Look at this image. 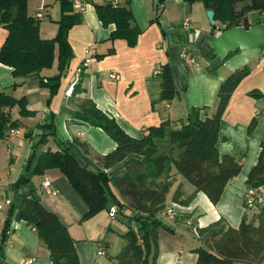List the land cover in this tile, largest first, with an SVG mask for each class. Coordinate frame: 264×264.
I'll use <instances>...</instances> for the list:
<instances>
[{"label":"crops","instance_id":"crops-1","mask_svg":"<svg viewBox=\"0 0 264 264\" xmlns=\"http://www.w3.org/2000/svg\"><path fill=\"white\" fill-rule=\"evenodd\" d=\"M66 1L71 3V0ZM70 3L75 16L67 35L72 58L60 78L58 93L49 104V91L39 87V76L57 74L56 60L51 69L26 79L13 78L12 69L0 63V92L17 100L24 98L26 109L34 113L31 117H21L17 106L2 109L11 121L19 124V135L11 146L0 138V201L3 204L0 210V264H25L29 259L33 260L31 264H52L49 252L35 229L24 221L12 218L9 229L2 236L11 202L19 193L27 191H33L43 207L66 226L74 241L79 264H114L108 242L104 239L105 233L112 229L111 223L117 219V215L111 213L114 207L80 222L86 206L61 172L50 169L42 175H33V152L35 157L48 150L55 152L58 150L57 140L69 146L93 171L101 170L95 157L116 148V143L104 131L75 119L80 100L91 99L97 109L115 118L126 135L140 139L146 128L167 120L178 127L193 108L202 109V118L211 117L218 105L220 83L234 70L248 66L250 73L233 90L222 115L221 140L217 144L221 155L235 156L241 165L239 174L228 181L220 200L212 204L205 194L195 193V189L173 170L174 182L168 196L157 207V217L165 228L160 227L157 232L158 255L155 263L197 264V250L204 246L208 236L228 227L236 229L244 217L250 219L256 214L243 210L241 195L253 185L248 183L247 177L257 165L260 144L264 140V12H249L247 27L221 30L219 22H215V29L212 28L206 17L208 10L200 1L84 0L81 12L74 11ZM108 3L130 9L131 27L139 29L134 46H129L125 39L110 40L109 35L115 30V25L103 26L94 10L95 4ZM41 4L42 9L28 11V15H41L38 18L40 22L44 18L51 19V25L39 30L41 39H51L58 30L61 5L58 0H40ZM186 20L189 22L187 27L184 26ZM6 36L5 30L0 47ZM88 47L93 54L89 63L84 65V50ZM183 50L194 60L192 67H188L183 60ZM165 64L170 67L176 95L171 100L160 101L158 77ZM77 70H80V88L84 93L68 97L65 91L76 84ZM111 74L117 78H112ZM252 91L258 92L260 97L250 96ZM51 115L56 141L48 137L47 142L32 153L31 150H14V144L23 145L21 135L37 144L40 135L36 132L41 130L43 134L44 128L40 127L51 121ZM253 119L256 126L249 131ZM123 164L117 163L105 171L115 174L121 171ZM21 176L29 181L13 189L12 185ZM44 181L50 183L49 187H43ZM178 186L181 187L184 204L175 203L172 199ZM178 207L185 213L171 218L164 215L171 208L180 210ZM117 226L123 228L118 233L121 236L126 227L121 223ZM199 230H205L203 235L197 234Z\"/></svg>","mask_w":264,"mask_h":264},{"label":"trees","instance_id":"trees-1","mask_svg":"<svg viewBox=\"0 0 264 264\" xmlns=\"http://www.w3.org/2000/svg\"><path fill=\"white\" fill-rule=\"evenodd\" d=\"M61 16L57 21L56 36L41 39L40 21L27 13V0H0V26L7 36L0 47V63L12 69L13 78L26 79L39 76L43 70L51 69L57 62V74L51 77L39 76V87L47 89L50 99L58 93L60 78L72 58L67 35L74 24L75 16L68 1L58 0ZM200 1L206 10L213 12L215 22L221 30L231 27L248 26L249 12H264V0H188ZM71 4V3H70ZM98 20L103 26L115 25L110 40L125 39L134 46L139 34L138 28L131 27L130 9L116 4L94 5ZM233 52L225 56V60ZM248 66L234 70L220 83L217 93L218 105L211 117L202 118V109L188 111L185 120L176 127L169 120L154 127L146 128L140 139L126 135L115 118L97 109L91 99L85 98L77 104L75 119L94 128L101 129L116 143L114 151L95 157L100 171H93L84 164L75 152L56 139L53 116L44 128L37 145L52 137L58 150L40 153L35 160L33 175L39 176L46 170L58 169L67 179L71 188L82 198L86 212L80 222L103 212L123 218L126 231L121 235L125 244L112 259L114 264H156L158 255L157 232L164 227L159 220L158 209L173 184V170L184 178L195 193L205 194L210 203L216 204L229 180L236 177L241 165L234 155L220 154L217 149L220 123L233 90L250 73ZM209 74L214 72L208 70ZM160 101L171 100L175 95L170 67L165 64L159 73ZM79 82L74 84L72 94H82ZM250 96L259 98L256 91ZM19 107L21 117L34 115L26 109L25 99H14L0 92V138L5 139L8 129H17V121H11L2 110ZM256 126L250 122L248 130ZM47 129V131L45 130ZM49 130V131H48ZM124 162L121 171L107 174L105 170ZM257 165L248 174L249 184L264 182V140L260 144ZM29 180L22 177L12 185L17 189ZM173 201L184 204L181 187L173 192ZM24 221L33 227L39 240L46 246L52 264H79L74 241L60 219L40 203L33 191L19 193L11 202L5 220L2 236L9 229L11 219ZM165 228V227H164ZM167 228V227H166ZM199 230L197 234L203 235ZM264 260V214L256 213L250 219L245 217L234 229L225 228L212 233L197 250V264H261Z\"/></svg>","mask_w":264,"mask_h":264},{"label":"built area","instance_id":"built-area-1","mask_svg":"<svg viewBox=\"0 0 264 264\" xmlns=\"http://www.w3.org/2000/svg\"><path fill=\"white\" fill-rule=\"evenodd\" d=\"M72 3V7L74 11L77 12H81L83 11L84 8V0H71ZM34 17L36 19L40 18L41 15L39 14H35ZM189 24L188 20H186L184 22V26L187 27ZM86 53V58L84 60V65H87L92 57V50L91 48H86L85 50ZM262 52H264V45L262 46ZM181 56L183 58V60H185L186 64L188 67H192L194 60L192 58H190L186 51H182ZM78 73H80V70L76 71L75 74V83L79 80L78 78ZM112 78H117V76H115L114 74L110 75ZM74 85H71L70 87H68V89L65 91V95L66 96H71L72 94V89H73ZM19 135V131L17 129H8L6 134H5V142L7 143V145L11 146L14 142V139L16 138V136ZM49 182L48 181H44L43 183V187L47 188L49 187ZM241 200H242V205H243V210L244 211H248V212H255V213H260L262 212L264 214V182L261 184H256V185H252L251 187L247 188L244 193L241 195ZM2 202L0 201V210L2 209ZM180 210L176 209V208H171L170 210L165 211L164 215L167 217H174L176 214H184L185 211H183L182 208L178 207ZM115 212V211H113ZM32 259H29L25 262V264H31L32 263Z\"/></svg>","mask_w":264,"mask_h":264},{"label":"rangeland","instance_id":"rangeland-1","mask_svg":"<svg viewBox=\"0 0 264 264\" xmlns=\"http://www.w3.org/2000/svg\"><path fill=\"white\" fill-rule=\"evenodd\" d=\"M39 3H40V0H27V13H28V11L30 12L31 10H36L37 8L42 9L43 5L42 4L39 5ZM48 8H49V6H48ZM51 23H52L51 19L44 18L42 20V22H40L39 30L42 27H44L45 25H51ZM4 35H5V29L1 26L0 27V42L4 38ZM20 137H21L20 139L23 140V145L22 146H19V145L16 146L14 144V150L15 151L23 152L22 150H24V152H28L31 150V153H32L33 150L37 151L41 146V145L35 144V142L34 143L30 142L23 135H21ZM80 199H81V201H83L81 197H80ZM118 223L125 225L123 218L120 217L119 215H117V219L113 220V223H111L112 229L110 231H107L104 235L105 241L108 242L109 254L112 258H114L115 256H117L119 254L120 249L125 244V240L121 236H119V234H118V233H121L122 229H123V228L117 226Z\"/></svg>","mask_w":264,"mask_h":264},{"label":"water","instance_id":"water-1","mask_svg":"<svg viewBox=\"0 0 264 264\" xmlns=\"http://www.w3.org/2000/svg\"><path fill=\"white\" fill-rule=\"evenodd\" d=\"M206 17L209 19V22H210V24L212 25V28L213 29H215V20H214V18H213V12L212 11H210V10H208L207 12H206ZM42 134V131L41 130H38L37 132H36V135H41Z\"/></svg>","mask_w":264,"mask_h":264}]
</instances>
